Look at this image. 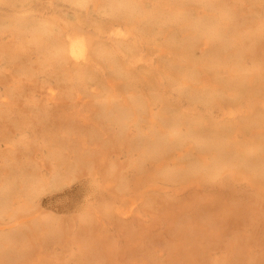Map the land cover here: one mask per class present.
Wrapping results in <instances>:
<instances>
[{
	"label": "bare ground",
	"instance_id": "1",
	"mask_svg": "<svg viewBox=\"0 0 264 264\" xmlns=\"http://www.w3.org/2000/svg\"><path fill=\"white\" fill-rule=\"evenodd\" d=\"M0 87V136L21 129L0 151V224L13 222L0 229V264H54L48 243L68 239L79 264H208L213 247L225 253L218 264H264L220 235L263 230L264 0H0ZM113 150L127 162H109ZM82 173L140 204L159 200L173 238L162 259L150 228L125 226L135 249L121 263L128 251L98 223L117 213L107 204L75 232L41 209L42 193ZM223 173L248 190L185 204L160 195L161 183Z\"/></svg>",
	"mask_w": 264,
	"mask_h": 264
},
{
	"label": "rangeland",
	"instance_id": "2",
	"mask_svg": "<svg viewBox=\"0 0 264 264\" xmlns=\"http://www.w3.org/2000/svg\"><path fill=\"white\" fill-rule=\"evenodd\" d=\"M37 81H45V83L50 86L54 85L53 81L50 78L48 79V77L43 74L37 75ZM40 92L44 96H46V94H52L47 89L40 90ZM3 107H5L4 104L2 105V108ZM13 109L15 111H19L18 107L16 106L13 107ZM212 115L214 117H218L219 113L218 111L213 110ZM6 123L12 125L15 123V121L8 120ZM20 131L21 129L17 128L11 132L10 135L6 136V138H3L1 135L0 151H5L7 147L11 145V143H16V141L20 139ZM36 146L38 149V155L42 158H46L48 156V149L41 144H37ZM107 160L111 163H126L127 154L121 150H113L109 152ZM124 174L129 180L134 178L133 171L130 168L125 169ZM166 183L167 184L161 183L162 188L160 189V195H162L163 199H179L178 201H182L180 202L181 204L183 202V204H185V201L189 200L193 194L197 193L205 200L212 202L219 195L230 196L232 193H245L248 190V185L245 180L232 179L225 173L217 175L211 181L196 179L190 184H180L177 181ZM103 204H107L117 211L113 218L99 215L98 223L99 226L105 231L104 235L108 237L110 245L115 247L122 246L121 252L123 250V253L128 251L124 254H119L121 256L123 255V258L118 257L119 255H117L116 257L119 260L123 259L126 261L127 259V262L130 263L131 259L133 258L132 254H130V251L135 249L133 248L134 245L125 244L123 234V228L125 226H141L144 229L150 228L155 236L153 238L154 242L151 239L147 242L148 244L152 243L149 247L150 251L152 250V255L156 259H162L166 255L165 244L173 241V238L167 232V229H169L172 223L169 222L167 224V222L162 219L160 214L161 205L159 200L148 201L144 204H140V202L134 201V199L130 197L128 191L124 190L123 194L117 193L112 183L103 182L98 177H93L91 174L87 173L79 174L77 177L69 180L68 182L59 185L54 189L46 191L39 196V205L41 209L44 212H47L63 221H67L72 232L76 231L81 218L90 212L96 211L97 207ZM1 224L0 229H4L11 226L13 222L8 218H4ZM262 226L263 230L260 229L256 232L248 224H241L237 226L238 228L235 227V225H233V227L230 225V227L235 230L230 232L228 230L232 229L226 225L225 227L227 228L222 229L221 227L220 229L222 230H220V232L225 230V232H229V235L224 231L219 234L223 236V239L226 236L228 241L229 239L230 241L231 239L234 240L233 236H238L236 239H239L240 242L242 241V243H245L244 252L246 253L247 257L254 258L260 254H264V224ZM230 235L233 236L231 237ZM220 240H222V238L216 237L214 240H212V244L214 242L216 245ZM218 245L219 243L216 246ZM48 248L57 257V260L54 264H79V262L76 261L72 256V253L76 249L74 241L68 239L64 243L61 242V244L56 241H51L48 243ZM142 254H146V252L144 251ZM124 255L125 257L128 255L129 259H125ZM224 255V250L213 247L210 255L212 260L208 262V264L220 263ZM142 258L139 256L140 260H138V264H140L142 261L144 262V260H141ZM123 260H120V262H124ZM143 262L141 264H145Z\"/></svg>",
	"mask_w": 264,
	"mask_h": 264
}]
</instances>
